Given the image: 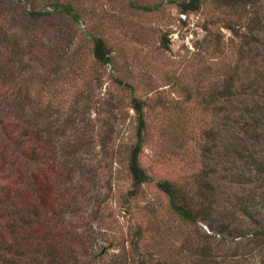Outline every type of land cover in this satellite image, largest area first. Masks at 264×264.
Instances as JSON below:
<instances>
[{"label": "rangeland", "instance_id": "obj_1", "mask_svg": "<svg viewBox=\"0 0 264 264\" xmlns=\"http://www.w3.org/2000/svg\"><path fill=\"white\" fill-rule=\"evenodd\" d=\"M177 1L0 0L1 39L10 45L18 34L17 60L29 52L37 57L38 119L48 114L57 121L56 137L76 135L81 141L70 221L83 232V254L98 253L95 264H195L196 239L214 245L225 263L235 254L238 264H258L254 240L223 237L202 221L182 222L154 182L130 194L127 160L137 139V117L133 92L116 78L131 83L145 101L140 162L154 178L191 188L204 183L206 170L218 187L214 224L232 220L239 232L254 227L238 210L246 206L264 223V182L245 155L249 150L264 156V123L254 133L258 138L244 130L248 109L264 107V31L256 32L258 43L244 35L251 34L247 23L256 11L264 17V0L245 9L203 0L189 12ZM30 10L50 14L34 23ZM95 36L106 41L111 64L94 58ZM259 116L264 122V114ZM72 119L75 124L60 126ZM139 227L141 245L134 250L131 240L139 238Z\"/></svg>", "mask_w": 264, "mask_h": 264}, {"label": "trees", "instance_id": "obj_2", "mask_svg": "<svg viewBox=\"0 0 264 264\" xmlns=\"http://www.w3.org/2000/svg\"><path fill=\"white\" fill-rule=\"evenodd\" d=\"M202 1L177 2L183 12H189L200 9ZM258 1L221 0V3L232 9H245ZM62 7L67 14L79 19V15L70 5ZM156 7L158 5H141L146 10ZM49 14L50 12L42 10L28 11V17L34 23ZM255 15L257 17L247 23L251 34H244L248 43H258L260 38L256 32L264 31V17L257 14V11ZM17 38L18 34L13 36L10 45H5L0 37V264H95L98 253L94 251L83 254L79 249L83 232L70 221L77 200V193L73 190L81 141L76 135L67 136L66 140L61 139L60 134L56 137L53 129H57V121L50 119L48 114L45 113L41 120L38 119L33 88L37 57L29 52L28 58L17 60ZM93 55L102 65L113 62L107 43L101 36L93 37ZM26 63L29 65L24 67ZM22 67L25 73H22ZM116 81L133 92L132 107L137 117V139L130 146L127 160L133 184L130 194L134 196L144 183L154 182L168 196L170 208L182 222L196 224L202 221L223 237L230 234L234 239L254 240L258 264H264V223L254 217L250 207L238 208L254 225L245 232H239L232 220L221 224L213 223L218 212L215 207L218 205L219 196L218 187L210 179L208 171L202 170L204 183L190 188L169 179H156L142 166L140 155L144 149L147 129L145 101L134 94L131 83L121 78H116ZM235 88L232 77L228 89L231 96ZM253 106L258 108L260 104ZM248 113L244 130L258 138L259 135L254 133L264 123L259 116L264 114V107L248 109ZM71 123L76 122L72 119V122L60 126L64 129ZM245 155L252 171L264 182V156L260 158L259 153L249 150ZM235 205L241 204L235 202ZM226 219L230 218L226 216ZM142 232L143 229L139 227L135 234L139 238L131 240L134 250L140 249ZM210 237L215 241V236ZM205 243L196 239V244L191 245L195 250V264L239 263V255L235 254L225 263L217 254L216 247Z\"/></svg>", "mask_w": 264, "mask_h": 264}, {"label": "built area", "instance_id": "obj_3", "mask_svg": "<svg viewBox=\"0 0 264 264\" xmlns=\"http://www.w3.org/2000/svg\"><path fill=\"white\" fill-rule=\"evenodd\" d=\"M190 35H191V37H193V36H194V34H193V33H191Z\"/></svg>", "mask_w": 264, "mask_h": 264}]
</instances>
